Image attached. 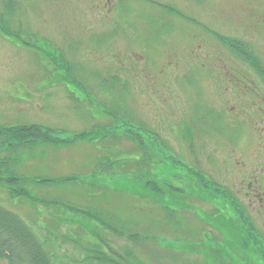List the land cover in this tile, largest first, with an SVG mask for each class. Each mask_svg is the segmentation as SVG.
<instances>
[{
    "label": "rangeland",
    "instance_id": "1",
    "mask_svg": "<svg viewBox=\"0 0 264 264\" xmlns=\"http://www.w3.org/2000/svg\"><path fill=\"white\" fill-rule=\"evenodd\" d=\"M31 125L73 141L19 149L15 172L33 198L11 199L0 185V207L46 242L56 264H205L202 243L222 249L205 225L217 204L182 182L194 175L187 166L229 193L222 220L242 204L264 248V0H0V127ZM136 126L152 148L133 170L170 181L183 200L132 197L120 175L93 173L99 158L141 161L122 134ZM71 209L117 226L67 223L78 216ZM105 249L111 258H101Z\"/></svg>",
    "mask_w": 264,
    "mask_h": 264
},
{
    "label": "trees",
    "instance_id": "2",
    "mask_svg": "<svg viewBox=\"0 0 264 264\" xmlns=\"http://www.w3.org/2000/svg\"><path fill=\"white\" fill-rule=\"evenodd\" d=\"M1 35L5 34L1 32ZM6 37V35L4 36ZM18 39V38H17ZM227 45H229L230 50L236 52L238 57L246 59L248 62L254 65V60L250 57L247 50L241 43L233 40L220 39ZM22 43L21 40H19ZM14 42V41H13ZM40 41L36 40V47L39 49L37 44ZM55 52V51H54ZM243 76V75H242ZM244 77V76H243ZM238 83L237 85H232L236 90L242 91ZM74 94V93H72ZM129 124V123H126ZM180 129H184L183 127H179ZM109 128V130H111ZM141 128L136 126V130H124L122 134L126 136V138L132 140L138 145V148L143 151L144 156H142L141 161L132 162V160H125L124 158L118 159V161H109L108 163H104L103 158H99L96 160L94 165L93 173L106 175H120L119 181H122L124 184L129 186V189H123L122 193L135 196L139 199H154L158 198L160 200H170V196L175 198L177 195L187 194L183 189L177 188L171 185L170 181H165L164 178L161 179H150L149 176L140 175V171L133 170V163L140 164L142 162L147 161L146 157L149 155V143L146 145L144 143L143 134H140ZM186 131V130H185ZM113 132H117L116 128ZM146 132V130L144 131ZM95 130H91L90 132H86L73 138L75 140H83L89 138L90 135L94 134ZM121 134V133H120ZM150 134V133H149ZM154 138L157 139V135L152 133ZM113 137V136H111ZM106 139V136H99L96 140V143H100ZM94 140V139H93ZM92 140V141H93ZM158 140V139H157ZM72 139H56L52 137V133L48 129H44L37 125L31 126H18V127H0V185L5 186L8 191V195L11 199L20 200L23 198L32 199L33 197L29 193L27 189V180L25 177L18 175L15 170L20 165L18 151L24 146H31L34 144H49L55 147H63L68 145ZM158 145H156L157 147ZM264 146V140L263 144ZM100 148V147H97ZM150 148L152 146L150 145ZM153 150V149H152ZM2 152H5V155H2ZM170 160H176V157H168ZM151 159V158H150ZM149 160V159H148ZM122 161V164H118ZM118 162L117 164H115ZM173 163H177L178 161ZM148 164V163H147ZM155 165H160L162 167L161 162H155ZM179 165V164H178ZM154 165L152 166V168ZM188 172H192L194 175L191 176L192 181H186L184 178L182 182L188 185H193L194 189L190 190L193 193L200 191L210 194L214 199L210 200V203L215 206L216 210H212V215L214 217L210 218V223L205 225L211 229L212 231H216L219 235V239H212L213 243L219 244L222 248L219 250L217 245L212 246H203V252H200L204 257L205 264H264V248L261 246L260 241L256 236V232L252 229H248L246 225L247 222L243 221L245 216V208L239 201H236V207L232 203L233 208V216L231 218H226L222 220L224 215L227 214V210H230L227 204L228 202H222L223 199H232L228 194V192L221 191L214 183L210 180L206 179L205 176L201 174H195L192 171V168L185 167ZM125 171L126 174H120V172ZM192 175V174H191ZM178 177V176H177ZM167 179V178H166ZM72 180V179H71ZM69 179H57V180H43L41 183L46 184H60L61 182L71 181ZM168 180V179H167ZM197 180V182H196ZM139 181V182H138ZM181 183V182H180ZM139 186V187H138ZM140 188L141 195L138 193H134L132 191L133 188ZM161 188L166 190L164 192L161 191ZM206 189V190H204ZM201 195V194H195ZM169 197V198H168ZM198 198H201L197 196ZM177 199L183 200L185 196L176 197ZM221 199V200H220ZM186 200V199H185ZM201 200H205L202 199ZM224 201V200H223ZM159 204H162L158 202ZM179 203H181L179 201ZM220 203V204H219ZM164 209L167 206L162 205ZM72 212L78 214V216L72 217L69 215V219L65 222L74 223L80 222L79 219H88L89 221H93L94 226L99 227L107 225L108 228H112V226L116 227L114 224V220L110 218H103V216H97L95 213L89 212L88 210L82 209H71ZM222 212H224L222 214ZM110 217V216H108ZM246 217V216H245ZM88 221V222H89ZM215 221V222H214ZM230 221L231 223H227ZM108 222V223H107ZM90 223V222H89ZM96 223H98L96 225ZM231 226V227H230ZM83 228L82 225H80ZM121 227V226H120ZM230 227V228H229ZM226 229L229 234L226 233ZM114 230V229H113ZM228 236H230L232 241L228 240ZM135 237V235H134ZM218 250V251H217ZM107 251H109L107 249ZM111 253L103 252L101 258H111ZM117 260L118 258H112V260ZM113 260V261H114ZM0 261L5 262L6 264H56L53 258V255L46 247V242L44 240L39 239V237L31 230L27 224L23 220H21L17 215L13 214L10 211H7L0 207ZM128 261V260H127ZM129 262V261H128ZM217 262V263H215ZM117 264V263H116Z\"/></svg>",
    "mask_w": 264,
    "mask_h": 264
},
{
    "label": "crops",
    "instance_id": "3",
    "mask_svg": "<svg viewBox=\"0 0 264 264\" xmlns=\"http://www.w3.org/2000/svg\"><path fill=\"white\" fill-rule=\"evenodd\" d=\"M129 221H132V220H129ZM92 226H94V223H90Z\"/></svg>",
    "mask_w": 264,
    "mask_h": 264
},
{
    "label": "flooded vegetation",
    "instance_id": "4",
    "mask_svg": "<svg viewBox=\"0 0 264 264\" xmlns=\"http://www.w3.org/2000/svg\"><path fill=\"white\" fill-rule=\"evenodd\" d=\"M243 92V91H242Z\"/></svg>",
    "mask_w": 264,
    "mask_h": 264
}]
</instances>
